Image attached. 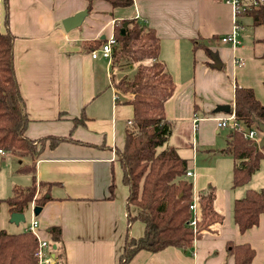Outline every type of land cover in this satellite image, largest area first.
I'll list each match as a JSON object with an SVG mask.
<instances>
[{"label": "crops", "instance_id": "0c3cea01", "mask_svg": "<svg viewBox=\"0 0 264 264\" xmlns=\"http://www.w3.org/2000/svg\"><path fill=\"white\" fill-rule=\"evenodd\" d=\"M261 4L264 19V0ZM87 5L86 0H0V32L8 30L13 36L14 77L28 117L25 135L68 138L54 147L47 141L34 160L37 183L51 184L50 198L35 216L39 235L50 244L45 252L51 262L40 264H118L126 234L136 238L143 234L141 221H127L129 190L117 155L133 107L112 87L110 61L90 55L102 45L97 41L114 35L115 25L125 19L153 29L159 39V59L174 81L173 93L164 102L165 118L171 127L183 129L181 144L190 153L169 142L172 131L166 143L193 171L187 177L192 196L214 190L213 208L222 218L202 230L188 248L140 250L127 264H234L228 243L248 244L254 251L248 264H264V213L244 232L232 214L234 200L258 187L252 176L244 185H232L233 158L222 151L227 130L224 145L210 147L225 130L217 128L212 117L234 111L236 87L252 89L264 106V23L255 24L251 16L234 12L230 0H132L128 7L94 0L89 10ZM83 9L88 12L82 23L66 31L62 20ZM235 20L239 42L232 45L221 38L231 32ZM221 104H229V112L215 111ZM194 116L201 118L195 128ZM198 152L206 157L227 155L224 168L199 165ZM7 153L22 162L13 152L0 156ZM27 160L26 164L31 162ZM32 206L23 213L24 221L27 212L31 219ZM52 225L61 228L59 249L51 242Z\"/></svg>", "mask_w": 264, "mask_h": 264}, {"label": "trees", "instance_id": "16d2710c", "mask_svg": "<svg viewBox=\"0 0 264 264\" xmlns=\"http://www.w3.org/2000/svg\"><path fill=\"white\" fill-rule=\"evenodd\" d=\"M86 1L89 10L94 0ZM104 1L112 7L132 4V0ZM243 2L239 15L251 16L255 24L264 23L262 4L253 7L250 0ZM113 36L110 83L121 100L133 107L132 119L125 127L124 146L117 150L123 170L122 179L129 190L127 221L129 224L139 220L144 225L142 236L136 238L126 234L118 264H127L140 250L155 252L168 246L188 248L202 230L222 218L213 208L215 193L210 188L198 194L195 230L190 224L192 183L184 175L187 162L174 146L166 144L172 127L165 118L164 102L173 93L174 81L159 59L158 37L153 29L135 19L119 21ZM12 39L8 30L0 32V148L15 153L20 159L31 160L18 167L19 171L29 173L31 182L28 185H13L11 195L0 198V204L5 203L9 213H24L32 203L41 207L50 198L48 188L51 184L36 181L35 158L47 141L50 147H54L68 138L45 136L30 139L25 135L28 117L14 77ZM96 45L93 44V47ZM234 114L246 129L255 126L256 121L264 122V106L250 88L236 87ZM222 151L233 158L234 187L246 184L264 158L256 142L239 131L229 133ZM131 207L135 208L134 213ZM262 213L264 188L247 189L243 197L233 202V220L240 232L256 225ZM48 230L52 244L59 249L61 228L52 225ZM36 249L37 239L30 231L9 233L0 229V264H39ZM228 252L233 255L234 264H248L254 255L248 244L228 243Z\"/></svg>", "mask_w": 264, "mask_h": 264}, {"label": "rangeland", "instance_id": "374dc122", "mask_svg": "<svg viewBox=\"0 0 264 264\" xmlns=\"http://www.w3.org/2000/svg\"><path fill=\"white\" fill-rule=\"evenodd\" d=\"M183 129L179 128L178 126H172V133L170 135V141L172 143H176V145H180V149L182 153H190V149L186 146L181 144L184 141V137L181 134ZM226 134V130H223L219 136H217L215 144L211 145L210 147L217 148L221 147L223 144V137ZM168 138V140H169ZM168 140L166 141L168 143ZM166 143V144H167ZM264 153V148H263ZM199 158L197 163L199 165L209 164L213 167L219 169H223L225 166V161L223 158L227 155H210L208 157L205 156L203 152H198ZM27 158H23L22 162L19 163L17 158L9 155L0 156V197L5 198L11 195V187L13 185H27L31 182V177L29 173L19 171L18 167L27 163ZM227 162V161H226ZM251 181H254L256 187L261 188L264 187V158L261 160L259 164V168L254 172L252 175ZM8 210L5 203L0 204V229H4L6 232L9 233H16L23 231V226L28 225L30 223V215L26 213L25 221L19 223L10 222V216L7 215Z\"/></svg>", "mask_w": 264, "mask_h": 264}, {"label": "built area", "instance_id": "2783aa9c", "mask_svg": "<svg viewBox=\"0 0 264 264\" xmlns=\"http://www.w3.org/2000/svg\"><path fill=\"white\" fill-rule=\"evenodd\" d=\"M263 0H250L251 6L256 7L259 5ZM232 6L234 7V12L237 13V11L241 8V0H230ZM239 29V26L237 24V21H234V25L232 27V30L229 34L223 36L221 40L223 42H229L232 45L237 44L239 41L236 38V33ZM115 43V38L113 35L109 36L108 38L105 39V41L102 43L99 49L93 50L90 55L92 58H96L98 55L103 57L104 59L110 61L111 59V50H112V45ZM216 123V127L220 129H225L229 133L233 131H239L242 132L243 135L246 138H249L251 140L257 141L258 136H259V130L256 126H252L251 128H244L243 125L236 119L234 111H231L229 113H225L220 116H214L212 117ZM201 118L194 116L192 119L193 121V126L194 128L197 126V122ZM6 153L5 150L0 148V155H4ZM185 177H190L193 175V171L186 169L184 173ZM33 207V206H32ZM190 210L192 212V217L190 224L195 230L196 228V223L198 219V208H197V198L192 196V200L190 202ZM39 225H38V220L33 214V208H32V217L30 220V223L28 226L25 228V231H30L31 233L34 234V236L37 239V249H36V256L38 258V263H50L51 262V257L46 254L45 249L50 247V244L47 240L43 239L38 232Z\"/></svg>", "mask_w": 264, "mask_h": 264}, {"label": "water", "instance_id": "95a60500", "mask_svg": "<svg viewBox=\"0 0 264 264\" xmlns=\"http://www.w3.org/2000/svg\"><path fill=\"white\" fill-rule=\"evenodd\" d=\"M87 12H88L87 9H83V10L75 12L71 16L64 18L62 20V25H63L64 29L67 31V30H70L71 28L79 26L82 23L84 17L87 15ZM125 25H126V23H124V26ZM121 31H123V28L121 29ZM213 60L215 63V67L220 68V66H221L220 61L216 55H213ZM229 110H230L229 104L217 105L215 108V111L229 112ZM256 125H257L258 129L260 130V132L262 133L260 139L258 140V142L256 144V146H257V148H261L264 146V122L256 121ZM40 210H41L40 206H33V214L35 216L40 212ZM10 221L14 222V223H18L19 221H24V214L21 212H12V213H10ZM53 247H55V245H53Z\"/></svg>", "mask_w": 264, "mask_h": 264}]
</instances>
